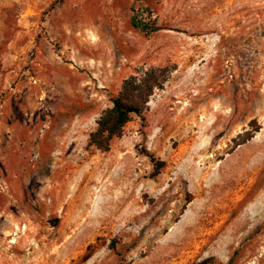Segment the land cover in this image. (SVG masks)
Masks as SVG:
<instances>
[{"label":"rangeland","instance_id":"obj_1","mask_svg":"<svg viewBox=\"0 0 264 264\" xmlns=\"http://www.w3.org/2000/svg\"><path fill=\"white\" fill-rule=\"evenodd\" d=\"M153 66L163 88L90 145ZM206 258L264 264V0H0V264Z\"/></svg>","mask_w":264,"mask_h":264},{"label":"trees","instance_id":"obj_2","mask_svg":"<svg viewBox=\"0 0 264 264\" xmlns=\"http://www.w3.org/2000/svg\"><path fill=\"white\" fill-rule=\"evenodd\" d=\"M132 25L143 31L152 28L142 20H132ZM172 70L170 66H153L126 77L117 95L111 99V105L97 118L95 128L88 135V143L101 151L108 150L110 140L121 135L123 127L133 115H139L146 109L150 96L155 89L163 88ZM149 157L155 166L153 174L158 173L159 165L163 162L154 160L152 155ZM194 264L214 263L212 258H206Z\"/></svg>","mask_w":264,"mask_h":264}]
</instances>
